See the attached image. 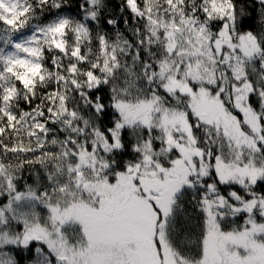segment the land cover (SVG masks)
Instances as JSON below:
<instances>
[{
  "label": "snow or ice",
  "instance_id": "6c2138e0",
  "mask_svg": "<svg viewBox=\"0 0 264 264\" xmlns=\"http://www.w3.org/2000/svg\"><path fill=\"white\" fill-rule=\"evenodd\" d=\"M0 264H264V0H0Z\"/></svg>",
  "mask_w": 264,
  "mask_h": 264
},
{
  "label": "trees",
  "instance_id": "16d2710c",
  "mask_svg": "<svg viewBox=\"0 0 264 264\" xmlns=\"http://www.w3.org/2000/svg\"><path fill=\"white\" fill-rule=\"evenodd\" d=\"M114 2H115V0H114Z\"/></svg>",
  "mask_w": 264,
  "mask_h": 264
}]
</instances>
